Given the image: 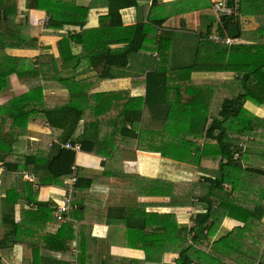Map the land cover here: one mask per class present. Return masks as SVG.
<instances>
[{
  "label": "crops",
  "instance_id": "0c3cea01",
  "mask_svg": "<svg viewBox=\"0 0 264 264\" xmlns=\"http://www.w3.org/2000/svg\"><path fill=\"white\" fill-rule=\"evenodd\" d=\"M60 1L62 13L64 4L90 7L84 29L74 25L60 30L49 29L45 11L29 9L26 0H15L18 8L17 31L21 28L24 33L29 28V36L39 40L40 46L45 49H9L7 55L35 61L39 55L49 54L56 62L51 65L52 70L42 76H33L36 75V66L30 64H25L32 69L27 74L9 76L0 92V107L25 96L29 92L27 86L31 83L40 82L45 86V101L60 105L71 101L69 83L62 80H69L70 83L74 80L85 85L80 87L82 93L79 95L74 91V96L82 98L79 103L84 105L82 121L75 136H88L94 144L95 153L81 151L76 154L75 163L79 167V178L92 180L93 184L90 189L77 191L74 196L80 211L74 219L71 218L70 226L78 236L68 244L70 249L64 252L65 240L50 241L61 228L55 218L39 223L33 220L31 213L34 215L37 210L34 199L52 206L61 204L65 185H43L40 183L42 175L36 177L37 181L33 183L25 177L30 173L18 170L10 174L0 163L2 263L23 264L27 255V263H31L33 254L39 250L41 258L63 264H174L179 257L176 246L171 245L170 251H164L162 246L152 243L155 240L152 231H156V237H162L163 233L157 232L163 227V216L172 215V220L167 218L172 239L179 240L184 232L188 236L193 235L190 232L194 227L193 220L204 210L197 207V201L191 198L192 186L214 176L213 172L218 169L217 161L221 159L213 155V150L211 154L206 152L208 146L204 139L188 137L199 132L200 126L195 130L185 120L203 114L209 118L216 117L223 100L232 97H229V87H232L234 79H238L235 73L211 69L215 63L221 65L223 60L226 63L223 52L214 48L218 43L209 40L212 34H220L222 19H219L214 7L219 0H158L157 3H153V0H138L137 7L122 10L125 27L158 22L152 26L154 32L149 35L156 42L149 41L144 50L130 55L127 67H112L111 77L106 79H100L103 63L96 60L94 52L85 51L78 43H72L69 48L60 47L61 40L67 36L99 28L100 19L108 14L105 0ZM244 12L249 15L244 17L237 9L238 15L234 18L240 30L234 46L255 45L264 35L263 30H258V26L264 24V0H246ZM213 15L216 26L210 22ZM161 33H166V39L161 45L162 53H159L156 47L158 38L155 36ZM107 47L110 54L119 55L125 52L128 44ZM222 47L226 49L225 45ZM62 55H66L67 60L64 61ZM166 58L169 60L168 65L162 64ZM2 60L0 56V63ZM155 73L156 76L148 80L149 75ZM55 74L59 75L54 76L53 80L44 81L43 77ZM148 83L152 98L145 106ZM164 84L169 85L166 94L171 100L169 107L161 100L164 94L158 90ZM233 86L236 92L239 91L238 82ZM104 93L111 95L100 98L99 95ZM132 104L142 111L138 139L120 135L123 112ZM244 107L253 117L264 120V105L246 102ZM166 117L174 122L170 126V133L174 135L171 139L163 137V121ZM210 122L211 119L207 125ZM11 123L8 115L0 112V136L12 132L16 138L12 147L14 161L24 156H36L39 149L48 148L50 141L56 138L41 115H32L26 127H14ZM250 134L251 137L245 139H249L252 146L245 145L242 153L249 155V162L264 168V123L253 121ZM167 141L178 152L176 158L162 153ZM104 151H108V155L97 153ZM166 161L174 165L167 168ZM170 184L172 203L164 197L165 185ZM9 191L10 201L14 202L15 223L21 229L17 239L7 237L3 225ZM236 219L222 218L215 235L211 239H204L202 245H196L191 250L193 260L202 264H232L235 258L245 263L246 259L240 257L239 248L246 244L260 245L258 236L264 234V211L261 221L248 220V225ZM132 227L138 229L135 231L143 230V233L136 235L130 232L131 241L127 232L129 228L133 230ZM230 234H233L232 241L239 242L234 250L224 238ZM143 247L151 248L150 252ZM148 256L152 261L147 260Z\"/></svg>",
  "mask_w": 264,
  "mask_h": 264
},
{
  "label": "trees",
  "instance_id": "16d2710c",
  "mask_svg": "<svg viewBox=\"0 0 264 264\" xmlns=\"http://www.w3.org/2000/svg\"><path fill=\"white\" fill-rule=\"evenodd\" d=\"M231 1L234 2V0ZM155 2L157 3L158 0H153V3ZM244 2L246 3V0H240L238 12L246 17L245 15L249 14L244 12ZM60 4L62 5L60 0H27V7L29 9L41 10L47 13V28L60 30L65 26L74 25L84 29L90 7L86 8L64 4L63 8L65 10L62 13L60 10L62 6ZM105 4L108 8V14L100 19L98 29L84 31L78 35L67 36L60 42L61 48H69L71 43H78L83 46L85 51L94 52L96 60L103 63V71L100 79L110 78L112 67H127L129 65L130 55L144 50L145 44L149 41L153 42L155 40L156 42V39L149 38V35L154 32L152 26L158 23H139L134 26L125 27L121 11L137 7L138 0H105ZM17 15L18 8L15 0H0V56L3 57L0 63V92L6 86L9 76L16 74L21 77L22 74H27V71L32 70L26 67L25 64H30L32 67L36 66V75L33 76H42L46 72L51 71V65L56 62L55 58L49 54H41L36 57L35 61L33 59L16 58L7 55L6 51L9 49H45L40 46L39 40L29 36V28L24 33L21 28L17 31L19 26L16 23ZM234 18H222L221 28L219 29L220 34L230 33V29L238 25ZM26 19L28 20V18ZM258 30L264 31V24H260ZM165 35L166 33H161L157 37L155 36V38H158V46L156 47L160 51L159 53H162L161 45L164 39H166ZM116 44H128V48L122 54L112 55L107 46ZM222 46L224 45L217 44L214 48L223 52L224 57H226V63L225 60H223L221 65L215 63V66L211 67V69H219L237 75L238 79H234L232 87H229L231 90L229 97H232L223 100L220 111L214 118H209L208 115L205 116L203 114L197 118H189L188 121L185 120L188 125L194 126L195 130L200 126L199 132L190 134L188 137L196 138V140L204 139L205 145L208 146L206 152L211 154L213 150V155L221 158L217 161L218 169L213 172L215 174L214 176L205 178L203 182L196 183V185L192 186L194 188L193 193L191 192V198L197 201L196 206L203 208L204 211L198 213L193 220L194 227L190 230L193 233L192 236H188L187 232H184L185 234L180 235L179 240L171 238L172 229L167 225V218L172 220V215L163 216V227H160L157 232V234L163 233L162 237H156V231H152L153 237H155L152 243L157 244L159 247L162 246L164 251L167 252L171 245L176 246L179 257L175 260L174 264H202V262L193 260L194 258L190 255V252L194 246L202 245L201 243L204 239H211L215 235L216 228L219 227V222L222 218L231 217L233 219L237 218L236 220L241 219L245 225H248V220L261 221L263 216L264 183L261 179L264 178V168H255L250 165L248 166V164H246L248 167H245L243 159L248 154L242 153L240 145L252 146L249 139L245 138L251 137L250 133L253 131V121L256 123H264V120L253 117L244 107L246 102H252L259 106L264 105V35L261 36L260 41L255 45H233L231 47L228 46L229 48L225 46L226 49ZM62 58L64 61L67 60L66 55H62ZM57 75L59 74L43 77V79L44 81L53 80L54 76ZM152 76H156V73L155 75H149L148 80ZM62 81L69 83L67 85L70 88L71 96L69 103L60 105L46 102L43 94L45 86L41 85L40 82H36L35 84H29V86L26 85L29 92L25 96L19 97L20 99L0 107V112L8 115L14 127L16 125L26 127V122L32 115H41L48 126L54 131L53 136L58 138L61 143H79L81 145V151L95 153L93 152L94 144L88 136H75L82 121L84 105L79 103L82 98L74 96V91L79 95L82 93L80 87L85 85L76 83L74 80H72L73 83L68 82L69 80ZM237 82L239 83V91L236 92V88L233 85ZM164 85L160 86L161 89L158 90L164 94L161 100L169 107L171 105L170 98H166L169 85ZM151 94L152 89L148 83L147 96L144 99L145 106L150 103L149 101L152 98ZM99 96L100 98H107L106 94ZM123 113V126L120 130V135L122 137L126 136L131 139H138L140 137L138 133H140L142 125V111L140 108L138 109L137 105L132 104ZM209 119H211V122L207 125ZM163 123L165 127L169 128L174 124L173 120L171 122L169 117L164 118ZM169 137L172 138L174 135L169 133ZM15 141L16 138L12 132L10 134L3 133L0 136V163L4 164L8 173L11 174L12 172L23 170L37 178L42 175L40 183L43 185H65L71 173L70 169L76 160L75 153L68 150H61L58 146L53 145L52 147L39 149L36 156H24L19 161H14L13 159L15 157L12 155V147ZM167 143H165L166 146L172 145L170 141H167ZM97 153H103L105 156L108 155V151ZM236 153L240 154V157L237 159H235ZM251 163L254 164L255 162ZM92 184V180L79 178L76 193L77 191L90 189ZM167 186L165 187L164 197L169 198L170 203H172L171 184ZM226 186H229L231 190H227ZM10 195L9 191L6 199V203L8 204L5 206L3 214V225L6 228L7 237L17 239L16 237L20 235L21 229L15 223L14 202L10 201ZM33 201L37 206L34 215L31 213L34 221L40 223L42 221H49L51 217L54 219L53 206L50 203H42L37 199ZM76 204L78 203L73 199V206ZM74 209L70 212V217L73 219L80 211L78 206ZM60 227L56 236L50 238V241L65 240L66 244L63 250L67 252L70 249L68 244L74 241L78 235H76L75 230L70 226V222ZM132 229L130 231L129 228L127 232L129 233V240L131 241L132 237L130 236V232L136 235L143 233V230L135 231L138 229L134 227ZM181 233L179 232V234ZM179 234L177 233L178 236ZM232 235H226L224 238L226 241L228 240L230 248L234 250L237 248L239 242L232 241ZM258 237L261 239L259 246L254 243L251 246L246 244L244 247L241 246L239 248L241 249L240 257L245 258L247 262L243 259L245 261L243 263L234 258L232 259V264H264V234ZM131 247L136 248L134 245H131ZM156 248H153L154 252ZM143 249L150 252L151 248L143 247ZM0 250H4L2 249V242H0ZM39 252V250H36L33 254L31 263H27V255L23 264L54 263L48 258H41ZM147 260L152 261V259L150 260V256H148ZM0 264H3L1 258ZM54 264L63 263L58 262Z\"/></svg>",
  "mask_w": 264,
  "mask_h": 264
},
{
  "label": "built area",
  "instance_id": "2783aa9c",
  "mask_svg": "<svg viewBox=\"0 0 264 264\" xmlns=\"http://www.w3.org/2000/svg\"><path fill=\"white\" fill-rule=\"evenodd\" d=\"M214 7L219 19H222L223 17H235L238 15L237 13L238 0H234V2H232L231 0H219ZM240 22H242L241 18H240ZM209 40L211 42H215L220 45H225L229 47L235 45L237 42V39L233 38L230 33H226L225 35L215 33L209 37ZM53 145L58 146L61 150H68L75 154L81 152L82 150L81 145L79 143L78 144H72L71 142L61 143L58 138L53 139L52 143L49 144V147H52ZM244 147H245L244 144L240 145V148L242 150L244 149ZM239 157L240 154L236 153L235 159ZM70 171H71L70 176L65 183V195L63 202L61 204H57L53 206V216L60 226L71 221L70 212L74 208L73 199L76 194V187L79 181V167L77 166L76 163L72 165ZM25 177L26 179H28L33 183L37 181L36 177L33 175H25Z\"/></svg>",
  "mask_w": 264,
  "mask_h": 264
},
{
  "label": "rangeland",
  "instance_id": "374dc122",
  "mask_svg": "<svg viewBox=\"0 0 264 264\" xmlns=\"http://www.w3.org/2000/svg\"><path fill=\"white\" fill-rule=\"evenodd\" d=\"M26 3H27V0H26ZM81 7H83V6H81ZM89 11V10H88ZM90 14H88V16H89ZM210 22H213V23H215V26H216V22H214V15L211 17V20H210ZM69 26H73V25H69ZM72 44V43H71ZM71 44H70V47H71ZM169 59V58H168ZM168 63H169V60H167V58L163 61V63L162 64H164V65H168ZM112 72H113V70H112ZM104 94H106L107 95V93H104ZM167 98H170V97H168L167 96ZM87 100H89L88 98H87ZM169 101H171L170 99H169ZM171 132V129L169 128V127H165V130H164V134H163V137L166 139V138H170L169 137V133ZM56 139V138H55ZM171 139V138H170ZM52 141L53 140H51L50 141V143L49 144H51L52 143ZM49 147V146H48ZM162 153L164 154V156H170V157H172V158H176L178 155H177V151L175 150V149H172L171 148V146L169 145V146H164V148H163V151H162ZM249 155H246V157L243 159V162H244V164L246 165V164H248V166L250 165V166H253V167H255V168H259L260 166L259 165H257L256 163H254V164H252L251 162H249V157H248ZM167 162V163H166ZM165 162V166H167V168H169V167H171V166H173L174 164L173 163H171V162H169V161H166ZM165 170H166V168H165ZM165 187H168L167 185H165ZM226 188H227V190H231V188L229 187V186H226ZM168 222H169V220H167ZM169 251L171 250V247H169V249H168Z\"/></svg>",
  "mask_w": 264,
  "mask_h": 264
},
{
  "label": "water",
  "instance_id": "95a60500",
  "mask_svg": "<svg viewBox=\"0 0 264 264\" xmlns=\"http://www.w3.org/2000/svg\"><path fill=\"white\" fill-rule=\"evenodd\" d=\"M230 34L233 38H238L240 36V30L239 27L237 25L233 26L230 29Z\"/></svg>",
  "mask_w": 264,
  "mask_h": 264
}]
</instances>
